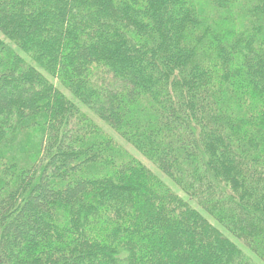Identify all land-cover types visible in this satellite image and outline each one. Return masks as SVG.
<instances>
[{"label":"trees","instance_id":"trees-1","mask_svg":"<svg viewBox=\"0 0 264 264\" xmlns=\"http://www.w3.org/2000/svg\"><path fill=\"white\" fill-rule=\"evenodd\" d=\"M209 218L264 264V0H0V264H258Z\"/></svg>","mask_w":264,"mask_h":264},{"label":"rangeland","instance_id":"rangeland-1","mask_svg":"<svg viewBox=\"0 0 264 264\" xmlns=\"http://www.w3.org/2000/svg\"><path fill=\"white\" fill-rule=\"evenodd\" d=\"M8 43H10L12 46H14L11 42H9L8 40H6ZM25 59L27 62H31V59L23 52L18 51ZM64 90V89H63ZM65 91V90H64ZM81 108L85 109V111L97 122L99 123V125L106 130L110 135H112L118 142H120L121 144H123L125 146V148H127L131 153H133L135 156H137L138 158H140L139 154L137 153V151L127 142H125L123 139H121L115 132L112 131V129L107 126L104 122H102L99 118H97V116L91 112L88 108L84 107L82 104H79ZM141 159V158H140ZM142 161L147 165V167L149 169H151L158 177H160L163 181H165L177 194H179L181 197L185 198L186 200H188V197L185 193H183L166 175H164L155 165H153L152 163L145 161L142 159ZM191 204L192 207H195L197 209H199L204 215H206V213L196 204L195 201L193 200H188ZM211 219V218H209ZM213 220V219H211ZM215 226H217L218 228H220L223 233L228 236L229 238H231L245 253H250L251 256L256 260V262L258 264H262L261 261H259V259L254 256L244 245L241 241L237 240L236 238H234L233 236H231L230 234H228L225 230H223L219 224H217L214 220H213ZM1 231V228H0Z\"/></svg>","mask_w":264,"mask_h":264}]
</instances>
